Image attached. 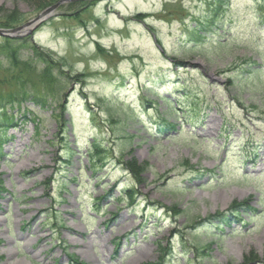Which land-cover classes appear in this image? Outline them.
Returning <instances> with one entry per match:
<instances>
[{"label": "rangeland", "instance_id": "1", "mask_svg": "<svg viewBox=\"0 0 264 264\" xmlns=\"http://www.w3.org/2000/svg\"><path fill=\"white\" fill-rule=\"evenodd\" d=\"M46 2L0 0V28ZM31 30L71 79L10 111L0 264H264V0H71ZM24 66L0 63V94L41 93Z\"/></svg>", "mask_w": 264, "mask_h": 264}, {"label": "trees", "instance_id": "2", "mask_svg": "<svg viewBox=\"0 0 264 264\" xmlns=\"http://www.w3.org/2000/svg\"><path fill=\"white\" fill-rule=\"evenodd\" d=\"M56 1V0H55ZM54 0H50V2H46L43 5H41L40 7H47L50 6L51 4H53L55 2ZM14 20H16V18L12 19L11 21L13 22ZM11 22V23H12ZM202 26L199 28L197 27L196 31H203L204 29L209 28L210 26V22L208 20V17L204 18L203 21H200ZM211 28V27H210ZM209 28V29H210ZM3 42L2 44H0V54H3L4 59H0V63L2 62H7L10 64L12 63L15 66H18V64H20V62H22L25 66L24 68L30 69V68H37L38 69V73L39 75V83H41V93L39 94H22V99L19 98L17 96L14 95H8V94H0V151L2 150L1 147L3 146L4 141H6V130L10 129V128H16V120L14 114L10 113V111L12 112V110H16L19 111L21 108V103L23 101H29L34 103V105H37L40 109H44V108H48L51 106L50 103V97L52 100H55L56 98L59 97V95L61 94V91H63L64 87L66 86V84H68V81L71 79V77L66 73V71H64V69L62 68V66L60 65V62L54 61L50 59V55L43 52V51H35L34 47H32V45L29 43V41H27L25 38H7V37H3ZM30 44V45H29ZM28 45L30 47V49L28 48ZM22 46L23 48H25L26 51H28L29 53H25L15 49V47H20ZM24 50V49H22ZM31 50L33 52V54L31 53ZM37 56V63L36 62H30L33 55ZM25 57L26 60H23ZM29 60V61H28ZM31 70V69H30ZM150 91L152 94L156 95V98L159 99L160 101L163 102V104H165L167 107V111L171 110L172 108L175 111H178V109H176V107H173L171 99H169L167 96L164 95H158L157 93H155L152 90H148ZM21 99V100H20ZM115 101V105H122L123 101H119L116 99H113ZM180 106V105H179ZM64 105H61L60 108H63ZM58 109L57 107L52 108V112L51 115L53 116V118L57 121V124L60 126V128L62 129V131H67L68 130V120H65L64 122H62L61 119V109ZM178 108V107H177ZM58 109V110H57ZM57 110V112H56ZM106 114L111 117H113V113L111 108L108 107V109H106ZM94 113H91V121L94 122L95 118L92 116ZM37 116H34V118H31V121H35L37 120ZM92 148V150H94L95 148H97L95 141L93 140L90 144V149ZM104 153L106 154L105 159L110 158V152H107V150H104ZM91 151L89 152V156L91 157V160L94 163L95 161V157L91 155ZM97 160V159H96ZM100 161V160H99ZM105 163V162H102ZM130 199L131 196L129 195ZM102 199V198H101ZM239 207L237 206H230L229 208V212L231 211H235L236 209H238ZM224 213H216L215 215H210L209 218H204L202 220H200L198 223H196V225H198V227L200 228V231H202L205 235H208L210 230H211V226H217L213 223H216L218 225L220 224H224L225 222H227L226 217L224 216Z\"/></svg>", "mask_w": 264, "mask_h": 264}, {"label": "water", "instance_id": "3", "mask_svg": "<svg viewBox=\"0 0 264 264\" xmlns=\"http://www.w3.org/2000/svg\"><path fill=\"white\" fill-rule=\"evenodd\" d=\"M71 0H60L59 2H56L55 4L50 5V7L42 10L39 12V14L29 20V22L24 23L22 25H19L15 28H8V29H2L0 28V36L4 37H19L23 35H27L32 31L31 29L35 26L39 25L42 21L46 20L52 12L62 3V2H70ZM208 78V77H207Z\"/></svg>", "mask_w": 264, "mask_h": 264}, {"label": "bare ground", "instance_id": "4", "mask_svg": "<svg viewBox=\"0 0 264 264\" xmlns=\"http://www.w3.org/2000/svg\"><path fill=\"white\" fill-rule=\"evenodd\" d=\"M146 254V252H143V255H145Z\"/></svg>", "mask_w": 264, "mask_h": 264}]
</instances>
